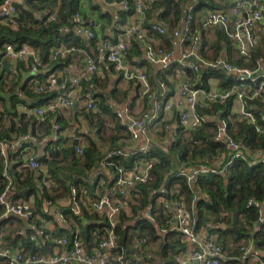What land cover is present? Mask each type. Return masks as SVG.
Wrapping results in <instances>:
<instances>
[{"label": "trees", "instance_id": "obj_1", "mask_svg": "<svg viewBox=\"0 0 264 264\" xmlns=\"http://www.w3.org/2000/svg\"><path fill=\"white\" fill-rule=\"evenodd\" d=\"M191 3H193V22L196 26L199 16L195 10L206 5L207 0H160L151 7H162V11L159 13L160 18L169 25L175 26L182 19L186 4ZM211 6L210 9H215L226 5L213 3ZM15 8L16 27L0 23V140H5L7 143L16 140L25 133L44 136L51 131L54 115L46 116L45 119L43 118L44 121H41L33 115L26 116L24 113H20L17 107L22 104L37 106L47 103L58 95V91L37 92L36 85L30 81L32 78L38 77V73L30 75L32 77L27 76V82L17 90L15 86L18 84V80L14 82L11 76L10 66L4 56V44H27L37 50L41 62L40 68L50 64H53V68H57L65 66L73 58V53L59 57L52 62L50 61L52 49L70 37L80 40V37L73 31L65 33L60 30V26L63 24L72 25L70 17L76 12L73 0H21L15 2ZM54 10L57 12L56 20L48 21L44 12ZM68 13L70 14L68 15ZM201 32L199 51L203 66L199 64L200 71L198 73L186 70V74L196 80L199 88L208 90L209 79L217 80V87L221 88H229L236 83L234 73L222 69L202 68L206 67L205 63H212L221 57L220 54L224 50L227 54L226 61L251 69L255 68V58L264 57V33H260L257 46L251 52V56L246 59L231 47L229 38L221 29L216 28L212 38L208 37L204 31ZM165 40L170 43V36L166 35ZM82 47L86 48L83 41ZM173 66L171 63L168 69L160 70L156 77L161 82L164 81L165 76L172 72ZM149 80L154 85V77L149 76ZM165 82L167 84V80ZM7 85L8 88H6ZM89 86L90 84L83 87ZM3 94L9 95L8 102ZM23 94L32 97L34 101H27L22 97ZM97 96L99 93H95L94 97L97 98ZM104 98V95L100 93L97 110L87 108L80 110L79 114L97 128L96 139H93L89 133L84 134L87 144L82 154L76 153L75 146L62 150L59 146L61 142L59 138L44 149L40 161L48 167L51 183L49 188H44L41 191L37 188L38 177L24 165V160L19 154V151L25 150L30 144L20 143L17 152L7 151V157L0 155V193L6 189L8 178H10L9 190L13 191L11 195L13 201L29 200L30 197H33L35 199L34 217L30 220L42 232L41 221L37 219V214L47 217V212L43 208L45 201H51V203L60 206L58 202L64 201L69 196L71 186H76L79 190L86 189L90 195H93L98 184L96 182L98 176L95 177L96 183L90 185L89 179L92 177V172L98 169L102 160L105 163L108 151L118 148L126 151L123 141L130 139V134L125 123L117 117L116 112L109 107ZM7 103H10L14 112L10 111ZM250 105L254 110L258 125L261 126V132L256 130L255 125L239 120L233 115L231 97L224 102L209 101L207 106L198 110L199 113L206 116L201 125L192 130H185L178 122L175 131L176 137L170 142L167 149L162 145H156L154 148H149L147 155H143L139 150L130 153L126 151L128 153L126 157L113 155L112 164L105 163V166L114 174V177L109 181V188L115 180L117 167L131 169L142 157L156 158V162L150 170L148 183L139 184L130 189L129 210H122L119 214L116 231L121 236L120 247L126 256L135 249L133 247L131 249V246L137 238L146 239L151 247V251H148L149 255L151 252L153 253V250L154 253L162 257L167 252L173 254L185 249V244L180 241V235L177 232L167 231L161 235L158 231L163 225L165 226V217L162 214L164 207L157 203L160 196L167 200L181 196L188 210L195 207L194 216L198 227L210 223L211 227L208 228V231L217 234L225 254L222 264H242L248 257H241L240 246L249 241H252L257 249L264 250V217L262 216L264 163L253 157V153L256 151L264 150V118H262L264 102L254 100L250 102ZM74 113L75 115L78 113L77 109L74 110ZM213 115L216 117L213 118ZM14 117L19 119L18 122L14 120ZM220 120H224L226 123V134L240 144L244 153L249 152L246 159L231 158L233 150L227 149L226 143L217 137ZM110 123L112 124L111 129L108 128ZM36 124L39 134L35 130ZM61 126L63 128V125ZM164 133L163 129L160 134ZM104 144L107 146L106 150L101 146ZM222 152H225V157L219 161ZM227 161L230 163L225 166ZM6 165L7 175H4L2 171ZM17 167H19L18 170ZM193 168L197 170L194 184L188 183L186 176L179 174L181 171L190 172ZM214 169L218 172L211 171ZM220 170L223 172H219ZM196 191L204 194L205 197H200L195 203ZM249 198L253 200L251 205L247 203ZM149 205L157 224L142 215L144 209ZM62 209L63 217L71 223L70 231L57 227L53 234H49L48 231L50 239L58 238L63 232L70 238L76 227L75 224H77L81 228V235L86 247L90 248L96 239L104 233L107 226L104 215L98 216L94 211H90L91 213L85 211L84 217L90 222L83 224L80 215L72 213L66 207H62ZM31 221H25L14 215H4V207L0 205V231H3L4 241L8 245L14 247L20 242V247H23L25 252L51 254L53 246H55L52 239H47L45 243L31 239L29 236L32 232L31 229H26V237L20 232L14 235L16 231L28 226L26 222L31 224ZM7 223L16 226L7 232L4 229ZM93 232L96 233L95 236Z\"/></svg>", "mask_w": 264, "mask_h": 264}, {"label": "built area", "instance_id": "obj_2", "mask_svg": "<svg viewBox=\"0 0 264 264\" xmlns=\"http://www.w3.org/2000/svg\"><path fill=\"white\" fill-rule=\"evenodd\" d=\"M21 0H2L0 3V23L2 25L13 27L16 25L14 17L16 15L15 2ZM102 3L117 6L125 12H130L128 21L120 26L117 38L114 41L107 39H98V31L100 24L94 19L79 21L80 14L74 15V32L85 40H96V53L84 58L81 69L83 72H96L103 61L112 63L120 72L121 77L127 81H135L139 84V93L142 97L153 101L152 108L144 111L140 116L133 117L130 110L125 105L121 110H115L119 117L126 125V129L132 140L139 139L146 133L147 125L153 119L157 118L163 108H168V104H162L157 101L153 85L150 83L148 74L144 69L131 67L126 58L130 49L134 46L135 39L144 30V9H149L154 3L160 0H100ZM226 7L210 9L200 19L201 27L219 28L226 36L235 42L237 52L248 59L251 52L257 46L260 33H264V0H221ZM188 10L185 11L182 25L175 27L171 31V35L177 38L181 43L196 45L201 40L200 31L194 27L192 7L187 4ZM48 21H55L56 14L45 11ZM228 21L232 23L233 30H229ZM155 31L160 35L166 33V27L156 23L151 24L149 28L144 30L145 55L151 63L156 65L159 70H166L175 59L173 49H168L154 41V38L147 37L149 31ZM4 56L10 66L13 81H17L16 77L20 73L19 63L24 64L29 75H35L41 66L40 57L37 50L27 44L16 45L13 43L4 44ZM75 50H78L75 43L65 44L54 48L50 53V61L54 62L59 57H65ZM193 55L190 52H182L177 59L182 61L185 70L193 73L200 71L198 63L192 61H184L187 56ZM210 66L222 65L226 71L234 73L236 83L229 88L215 87L214 89H202L197 86L196 80L190 78L187 74L183 75L177 82L176 104L183 109L179 115V123L185 130H192L199 127L206 118L198 112L199 109L207 106L209 101L224 102L228 98H232L231 112L239 119L256 126V130L261 132V126L252 106L251 101L264 102V57L255 58V68L240 67L232 64L224 57L217 58L214 62L208 64ZM65 67L61 70L62 75L68 74ZM81 75L77 74L71 77L70 83L59 93L58 86L53 80L46 83H36V91L39 93L58 91V95L39 106H29L28 104L19 105L18 111L26 116H34L43 119L47 115H52L61 107L72 108L80 100H84V106L90 110L98 109V102L94 95L96 90L93 86L83 88L80 85ZM163 87L165 81L160 82ZM8 88V85L6 86ZM85 91V92H83ZM201 93V94H200ZM202 99H199V96ZM213 118L216 115L212 116ZM264 118V116L262 117ZM62 129L58 122L53 123V131L57 132ZM217 137L226 143V148L233 150L231 158L246 159L249 152H243L240 144L226 134V123L220 120L218 123ZM31 139L34 142L42 143L44 139L39 140L30 133L20 135L16 141ZM6 141L0 140V155L7 157ZM75 151L79 155L83 152V147L76 145ZM143 155H147L149 147L143 145L139 148ZM43 155H35L30 153L24 159V165L27 166L38 180L37 188L41 191L49 188L51 183L48 171L44 169V164L40 161ZM113 155L126 157L128 153L120 148L108 151L105 156V163L111 165ZM225 152L219 156V161L223 160ZM253 157L264 163V150H258L253 153ZM156 162L154 157H142L133 168L126 169L121 166L116 169V177L114 182L105 192H96L91 196L86 189L79 190L76 186L70 187L69 201L67 208L76 215H81L83 209L96 212L98 215H104L107 226L104 233L90 247L86 248L80 235L74 233L70 238L58 237L53 238L55 246H69L70 250L63 254L62 252H53L51 254H35L25 252L23 247H12L4 241V233L0 231V264H144L142 256L129 258L120 247V234L116 231L119 214L122 210H127L128 200L130 197V189L139 185L146 184L150 179V170ZM230 161L225 163L228 165ZM6 167L2 173L7 175ZM217 173L218 170H211ZM219 172H223L220 170ZM195 171H181L179 174L185 175L188 183H195ZM11 179L8 178L6 189L0 193V205L4 207V215H14L26 220L34 217V205L31 200H16L9 198V186ZM248 205L253 204L251 198L248 199ZM47 206H52L51 201H45ZM172 207L165 213V226L160 228L161 233L167 231L177 232L186 247L181 252H177L174 256L172 264H222L225 254L222 250L221 242L213 237L206 226L198 227L194 212L188 210L183 202L182 197L174 198ZM57 213L60 219L63 218V209L58 206ZM147 219L157 224V221L151 212V206L146 207L142 214ZM42 224V221H41ZM135 243L139 246L147 245L145 238L135 239ZM120 248V249H119ZM241 257L247 258L254 255L251 246H240ZM257 264H264V259H259Z\"/></svg>", "mask_w": 264, "mask_h": 264}, {"label": "crops", "instance_id": "obj_3", "mask_svg": "<svg viewBox=\"0 0 264 264\" xmlns=\"http://www.w3.org/2000/svg\"><path fill=\"white\" fill-rule=\"evenodd\" d=\"M73 3H75V5H76V12L73 13L70 17V19H71L70 24L72 21V25H69L66 23V24H63L60 26V30L62 32H65V33L66 32L68 33L70 31L74 32V27H75L74 15L76 13H79L80 14L79 21H86L88 19H94L100 24L99 31L97 34L98 39L103 38V39L114 41L117 38V35L119 33V30H120V26L122 24L127 23V21L129 20L128 19L129 14L126 13L125 11H123L121 8H119L117 6H112V7H114V9L112 10L110 7H107V4L102 3L100 0H73ZM190 5L192 7L193 3H191ZM222 5H223V3H222ZM187 10H188V6L186 4L184 12H183V16L185 15V11H187ZM161 11H162V7L156 8L154 6L150 7L149 9H144V24H143V26H144V30L146 28H149L151 26V24H153V23H156L159 25L161 24V25H164L166 27V33L164 35H160L153 30L149 31L146 34H147V37L154 38V41L161 44V46L168 48V49H173V51H174L175 59L172 62V64L174 65L172 72H170V74L165 76L166 77L165 80L169 81V79H170V82L173 83V84L170 83L174 87V90L172 93V99L167 98V94H168L169 90H168L167 84H166L162 89L161 95L157 98V101L161 102L162 104H168L169 107L163 108V110L160 112L159 116L148 123L146 133L144 135H142L139 139L132 140L130 138L126 141L125 140L123 141V142H125V149L128 153L138 151L139 148L143 145H147L149 148H154L156 145H162V146H164L165 149H167V146L176 137L175 131L178 127L180 112L183 109L181 106L176 104V101H177V98H176L177 84H176V82L184 74L186 75V70L184 68L183 62L179 61V59H177V58L179 57V55L182 52H190L191 51L193 53V55L195 56V58L201 62L200 66H203L202 65L203 60L201 58V54L199 51L200 42L196 45H193V46L190 44H183L177 38H174L171 35V31L173 28L179 27L182 25L183 16H182V19L180 20V22L178 24H176L175 26H173V25H169L162 18H160L159 13ZM51 12L57 15L56 10L51 11ZM69 14L70 13H68V15ZM204 14L205 13L198 15L199 19ZM199 26H200L199 22L197 23L196 26L194 25V27H196L200 31ZM15 27H16V25L13 26V28H15ZM209 29H211V32L209 33L208 37L212 38L215 35V29L213 27L209 28ZM144 30H143V34H144ZM200 33H202V32L200 31ZM143 34L141 33L138 36V38L135 39V41L133 42V43H135V48L133 46V48L130 50V53L128 54V56L126 58V61L133 68L144 69L146 71V73L148 74V77L149 76L154 77V76H157V73L160 70L156 67V65L151 63L145 55V44L147 41H146V39H144ZM75 35H77V34L75 33ZM166 35L170 36V39H171L170 43L166 42V40H165ZM201 39H202V34H201ZM82 41L86 44V48L82 47ZM70 43H75L77 45L78 50H75L73 52V58L65 66L53 68V64L44 65L37 72L39 74V76L32 78V80L30 82L31 83L33 82L36 85V83H43L44 84L49 80H53L54 83H56V85L58 86V91H59V89L61 87L65 88L67 86L66 79L68 76L71 79V77H74L77 74H80L81 75L80 85L82 86V89L84 88L83 87L84 85L90 84L91 86H93L96 90V93H99V96H97V98L94 97V98H96V101L98 102V99L100 100V93H102L105 97L104 99H105L106 103L114 111L115 110H121L125 105H127L129 107V110H130V115L133 117H138L144 111H149L152 108L153 101L148 100L147 98H144L140 95L139 84L135 81H127L124 78H122L120 72L115 68V66L112 63H110L108 61H103L101 63L100 68L96 72H94V73H87V72L84 73L83 72V70L81 69V64H82V62L86 56H88V55L93 56L96 53L97 39L96 40H85V39L80 38V40L79 39L76 40L75 38L70 37L67 40L60 42L58 44V46H56L54 48H57L59 46H63L65 44H70ZM235 49H236V45H235ZM220 55L226 59V55H227L226 50H224ZM208 64H210V63H205L206 67L210 66ZM65 67L68 69L69 72L66 75H62L61 70ZM19 69H20V73L16 77V80H18L17 81L18 84L15 86L17 90L19 89V87L23 83L27 82L28 79H26V77L30 76L29 73H27L28 70L24 64H20ZM222 70H224V69H222ZM227 72H229V71H227ZM30 77H32V76H30ZM157 80L159 83L161 82L158 79V77H157ZM208 84H209L208 89H214L215 87L218 86L217 80H214V79H209ZM153 89H154L155 94H156L157 88H156L155 82L153 85ZM20 93H22V92H20ZM3 96L6 99V101L8 102L9 95L3 94ZM22 97L25 98L27 101H30V102L33 100L32 97H28L25 94H23ZM199 99L200 100L202 99L201 95L199 96ZM7 106L11 112H14L13 107H11L10 103H7ZM37 106H39V105H37ZM17 108H19V106ZM72 109L66 108V107H61L60 109H58L57 112L52 114L55 116L53 121L58 122L61 125H63V128L57 132H54L53 131V125H52V128L50 129L51 131L48 134H46L44 136L43 135L42 136L35 135V137H37L39 140L44 139V141L41 143V146H37L35 144L28 143V144H30V146L26 147L25 150H23L25 152L24 154L22 153L23 151H21V152L19 151V154L22 156L23 160L25 159L26 155H28L30 153H33L35 155H40L41 153H44V149L47 148L49 145H51L53 143V141H56L58 138L61 141L59 143V146L61 147L62 150L66 149L70 146H74L73 141L75 139H77V141H78L77 145L83 147V149H84L86 147V144H87L86 140H85V136H84L85 133H89L93 139H96V137H97L96 129L97 128L92 126L89 123V121L86 118H84L83 115L79 114L81 109H86L84 106V100L78 101L76 103L75 107H73ZM75 109H77V111H78V113L76 115L74 113ZM47 116H49V115H47ZM45 118H46V116L44 117V119ZM44 119H40V120L44 121ZM14 120L16 122H18L19 119L17 117H14ZM111 127H112V124L111 123L108 124V128L111 129ZM37 129H38V125L36 124V129H35L36 132L38 131ZM163 129H164L165 133L160 134V132L163 131ZM101 146L103 147L104 150H106L107 146L105 144L101 145ZM19 147H20V143H18L16 140L10 141V142L6 143V153H7V151L15 153V152H17ZM105 165L106 164L102 160L101 163L99 164L98 169L95 170L94 172H92V177H90V179H89V182H90L89 184L91 185L95 182V179H96L95 177L98 176V179H96V182L98 184L95 187L94 194L96 192L101 193V192L107 191L109 181L114 177V174ZM16 169L18 170L19 167H17ZM44 169L48 170V167L46 165H44ZM9 194H10L9 195V198H10V196L13 194V191L9 190ZM93 195H91V196H93ZM200 197H205V195L201 194L199 191H196V195H195V199H194L195 203ZM68 199H69V196L64 201L58 202L59 205L61 206V208L62 207L67 208L68 201H69ZM30 200L33 203V205H35V199L33 197H30ZM173 200L174 199L167 200L163 196H160L157 199V203H160L164 207L163 212H162L164 217L166 216L165 215L166 211L172 207ZM43 208L47 212V214H46L47 217L46 216H40L37 214V219L42 221L41 228L43 229V232L36 228V226L34 225V222H32L31 220H26L23 218L25 221H31V224H28V222H26L27 223L26 225H28V226H26V228H24V229L16 231L14 233V235H17L20 232V234H22L24 237H26L27 236V230L26 229H31L32 232L29 235L30 238L37 240V241H40L42 243H45L47 239H49V240L52 239V238L50 239L49 234L55 233L57 227H61L62 229L70 231V224L71 223L66 221V219L64 217L62 219H60L58 216V213H57L58 204H53L52 206H47L44 202ZM128 210H129V208H127V211ZM195 210H196L195 207H191L190 211L195 213ZM85 211H87L86 213H91L90 212L91 210H89V208L85 207L83 209V212L80 215L82 218L83 224H87L90 222L89 220H87L84 217ZM262 216L264 217V206H262ZM15 226H16L15 224H8L7 223V225L4 226V229H5V231L9 232V231L13 230L15 228ZM75 226L76 227H75L74 231L72 232V235L74 233H78L80 235L84 245L87 246L85 241L82 238L81 228H79L77 226V224H75ZM48 231H49V234H48ZM158 231L161 235L165 234V233H161L160 229H158ZM209 233L213 237L218 239L216 233H213V232H209ZM95 234L96 233L93 232L94 236H95ZM64 236L68 238V236L66 235L65 232H63L62 235L58 236V237H64ZM54 237H57V236H54ZM94 241H93V243H94ZM180 241H182L181 237H180ZM244 245L251 246V249L253 250L254 255L249 256L246 260L243 261L242 264H257L258 258L264 259V250L257 249L252 241H249L248 243H244ZM20 246H21L20 242H18L14 247H20ZM132 247L135 249L133 251H131L129 254H127V257L133 258V257H137V256L141 255L144 264H172L174 262V256L177 253L176 252V253L171 254L170 252H167L166 255L160 257V255L154 253V250H153V253L151 252V255H149L150 252L148 253V251L151 249L149 244L147 243V245H145L143 247V246L137 245L135 243V241L133 242L131 249H132ZM185 247H186V245H185ZM69 250H70L69 246H53L52 253L59 251V252H62L63 254H65ZM181 251H183V250H180L178 252H181Z\"/></svg>", "mask_w": 264, "mask_h": 264}, {"label": "water", "instance_id": "obj_4", "mask_svg": "<svg viewBox=\"0 0 264 264\" xmlns=\"http://www.w3.org/2000/svg\"><path fill=\"white\" fill-rule=\"evenodd\" d=\"M200 1H202V0H200ZM107 7H110L112 10L114 9V7H112V6H110V5H107ZM183 18H184V16H183ZM148 60H149V59H148ZM184 61H192V62H195V63L201 64V62L198 61V60L195 58L194 55L187 56V57L184 59ZM202 68H204V69H224V67H223L222 65H219V66H216V67H215V66H207V67H202ZM224 70H225V69H224ZM154 82H155V85H156V88H157V91H156L155 97L158 98V97L161 95V93H162V87H161L160 83L158 82L156 76H154ZM66 83H67V84L70 83V77H69V76H68L67 79H66ZM63 89H64V87H61V88L59 89V93H62ZM75 105H76V104H74L73 107H75ZM77 142H78L77 139H75V140L73 141V145L76 146V145H77ZM20 143H32V144H35V145H37V146H41V143L34 142V141H32L31 139L21 140ZM195 170H196V169L193 168L191 171H195ZM256 228H257V227H256ZM36 264H46V263L41 262V263H36Z\"/></svg>", "mask_w": 264, "mask_h": 264}, {"label": "rangeland", "instance_id": "obj_5", "mask_svg": "<svg viewBox=\"0 0 264 264\" xmlns=\"http://www.w3.org/2000/svg\"><path fill=\"white\" fill-rule=\"evenodd\" d=\"M219 4V3H222V1L221 0H207V4L206 5H202V6H200L198 9H196L195 10V13L197 14V15H200V14H203V13H206V12H208V10H210V8L212 7L211 6V4ZM198 10V11H197ZM200 10V11H199ZM228 26H229V30L230 31H232L233 30V25H232V23L231 22H229L228 21ZM199 28H200V31H204L205 32V34L208 36L209 35V33L211 32V29H209V28H207V27H201V26H199ZM214 29H216V28H214ZM229 40H230V45H231V47H233V48H235V42L233 41V39H231L230 37H229ZM149 64V63H148ZM170 83H172V82H170V79H169V81H167V88H168V94H167V98L169 99V98H171L172 99V93H173V90H174V87H173V83L172 84H170ZM6 242V241H5ZM8 244V243H7Z\"/></svg>", "mask_w": 264, "mask_h": 264}]
</instances>
